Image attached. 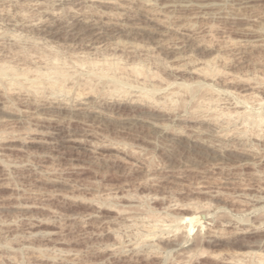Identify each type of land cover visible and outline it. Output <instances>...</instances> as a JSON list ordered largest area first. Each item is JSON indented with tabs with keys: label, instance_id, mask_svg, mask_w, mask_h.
<instances>
[{
	"label": "rangeland",
	"instance_id": "374dc122",
	"mask_svg": "<svg viewBox=\"0 0 264 264\" xmlns=\"http://www.w3.org/2000/svg\"><path fill=\"white\" fill-rule=\"evenodd\" d=\"M0 71V264H264V0H0Z\"/></svg>",
	"mask_w": 264,
	"mask_h": 264
},
{
	"label": "bare ground",
	"instance_id": "6f19581e",
	"mask_svg": "<svg viewBox=\"0 0 264 264\" xmlns=\"http://www.w3.org/2000/svg\"><path fill=\"white\" fill-rule=\"evenodd\" d=\"M93 1H97V0H93ZM99 3H100V1H98ZM107 2V1H106ZM110 4V3H109ZM20 17V16H19ZM20 19V18H19ZM85 20V19H84ZM23 24H25L26 22H24V19H23ZM86 22V21H85ZM88 22V21H87ZM19 23V22H18ZM29 24H30V22H29ZM19 25V24H18ZM21 25V24H20ZM25 26V25H24ZM96 26V25H95ZM28 28H29V26H28ZM101 33V32H100ZM97 35V34H96ZM31 58H33V57H31ZM30 58V59H31ZM36 58H38V57H36ZM43 58V57H42ZM34 59V58H33ZM45 59V58H44ZM59 58H55V60H52V59H47L49 62H51V60L53 61L52 62V65L53 66H51V68H49V66L51 65V63H49L50 65L48 66V64H46L45 66H48L47 67V69L49 68L50 70L49 71H52V72H45V74H43L42 73V69H44V68H42L40 71L41 72H39V71H35L36 72V75H35V78H34V73H33V79H31V78H29V79H31V80H28V79H26V74H28L29 73V71H28V69L27 68H24L25 70H23V73H24V71L26 72V74L24 75L23 73H22V75H20L21 74V72H20V74H17V71H13V72H16V74H14L13 75V77L11 78V81H10V79H8L9 80V82H11L12 83V81H14L13 83H16L17 81H20L21 79H25V81L27 82H30V86H29V90L32 88H39L40 86H42V85H44L43 83H44V81H41V79H42V76H43V79H44V76H45V80H48V79H50V75H49V73H51V75L52 74H54L55 76H54V79H56V82L54 81V79L52 80V79H50L49 81H51V83L50 84H48V85H50V87L51 88H53V87H55V88H57L58 89V91L59 92H61V90L64 92V88H66V86L64 87V85H66V84H62L63 83V81L65 80V78H67L66 76H68L69 77V75L68 74H66L67 72H64L65 70H68V69H65L64 71H63V69H62V67L60 66V65H57V64H60L59 62H60V59H59V62L57 61ZM43 60V59H42ZM41 60V61H42ZM107 60V59H106ZM31 61H32V59H31ZM46 61V60H45ZM44 61V62H45ZM65 61V60H64ZM56 62H58L57 64H55ZM62 62V61H61ZM110 62V61H109ZM48 63V62H47ZM66 63V62H65ZM64 63V64H65ZM74 63H76V62H74ZM108 61L107 62H105V64L104 65H106V69H104L105 68V66H104V68L102 67L101 68V72L99 71V73H97V72H95V73H93V71H92V73L94 74L93 76L96 78V76H97V74L99 75L98 77H100V78H104V80L106 79V80H111L112 78H110V73L109 72H111V69H112V67L111 66H113L112 64H110V63H108ZM112 63V62H111ZM209 63H211V62H209ZM34 64V63H33ZM65 65H67L68 66V63H66ZM72 65V64H71ZM70 65V66H71ZM80 65V64H79ZM98 64H97V62H96V64L95 63H91V68L93 67V68H96V66H97ZM102 65V64H101ZM75 66H77V63L75 64ZM100 66V65H99ZM6 67V66H5ZM44 67V66H43ZM69 67V66H68ZM68 67H66V68H68ZM72 67H74V66H72ZM72 67H70V68H72ZM78 67V66H77ZM80 68L82 67V66H79ZM89 67H90V65H89ZM114 67V66H113ZM121 67V66H120ZM3 68H4V66H3ZM38 68V70L40 69L39 67H37ZM63 68H64V66H63ZM125 68V67H124ZM12 68L10 67V69L9 70H11ZM27 69V70H26ZM47 69L45 68V71H47ZM75 69H77V68H75ZM98 69V68H97ZM118 69V68H117ZM126 69V68H125ZM6 70H7V68H6ZM8 70V71H9ZM13 70V69H12ZM37 70V69H36ZM92 70H94V69H92ZM114 70V69H113ZM130 70V69H129ZM202 70V69H201ZM200 70V72L199 73H201V74H204L205 76H207L208 75V73H210V71L208 72V71H201ZM211 70V69H210ZM2 71V70H1ZM0 71V72H1ZM71 71V70H70ZM70 71H68L69 72V74H72V73H70ZM98 71V70H97ZM116 72H118V70H115ZM125 71V70H124ZM133 73H135V74H137V76H141V74L143 75V73L141 72L140 73V71H143V70H138L137 68H133L132 70H131ZM199 71V70H198ZM3 72V71H2ZM97 73V74H96ZM113 73V72H112ZM115 73V72H114ZM125 73H127V72H125ZM7 73H5L4 75H6ZM29 74H31V72L29 73ZM28 74V75H29ZM91 74V73H90ZM1 75V74H0ZM3 75V76H4ZM47 75L49 76V77H47ZM56 75L57 76H59L58 78L56 77ZM85 75V74H84ZM87 75V74H86ZM89 75V74H88ZM87 75V76H88ZM96 75V76H95ZM145 75V74H144ZM2 76V75H1ZM2 76V77H3ZM9 76V75H8ZM7 76V77H8ZM72 76L73 75H70V77L72 78ZM92 76V77H93ZM111 76H113V75H111ZM115 76L116 75H114V78H115ZM148 76V75H147ZM6 77V76H5ZM24 77V78H23ZM31 77V76H30ZM48 79H47V78ZM69 77V78H70ZM81 77H82V75H81ZM90 77H91V75H90ZM89 76H88V78H90ZM97 77V78H98ZM146 77V76H145ZM59 78H61V79H64L63 81L62 80H58ZM68 78V79H69ZM87 78V79H88ZM100 78H98V79H100ZM108 78H110V79H108ZM117 78V77H116ZM147 78H149V79H155V78H157V75H155V74H151V75H149ZM42 79V80H43ZM4 80V79H3ZM58 80V81H57ZM79 80V79H78ZM89 80V79H88ZM116 80L117 79H115V81L114 80H112L113 82H114V84H115V82H116ZM148 80V79H147ZM24 80L22 81V82H24V83H26ZM49 81H47L48 83H49ZM54 81V82H53ZM68 81V80H67ZM111 81V82H112ZM118 81H121V80H119L118 79ZM27 82V83H28ZM46 82V83H47ZM66 82V80L64 81V83ZM112 82V83H113ZM18 83V82H17ZM118 84L116 85V86H119V87H117L118 89H120V86L122 85H119V83L120 82H117ZM122 83V82H121ZM12 85V84H11ZM46 86V85H45ZM44 87V86H43ZM42 87V88H43ZM47 87H49V86H47ZM122 88H123V85H122ZM169 88V87H168ZM41 89V88H40ZM40 89H38V90H35V91H39ZM47 89V88H46ZM43 90V89H42ZM66 90V89H65ZM123 91H125V90H123ZM39 92H41V91H39ZM116 92H118V91H116ZM167 93V92H166ZM145 94H147V93H145ZM178 93L177 92H175V91H172V92H169L167 95H166V97L164 98V99H171V98H173L175 95H177ZM242 96V95H241ZM239 98V97H238ZM240 98H242V100L240 101V102H242L241 104L243 105H245V104H248L247 102H249L250 100H253V101H256L257 103H258V105L260 104V106H262L261 104H263L264 103V99H262V97H259V96H257V94H248V95H243L242 97H240ZM149 100H151L150 98H149ZM213 98L211 99V102H212V104H213V102H217V100H213ZM211 102H210V105H211ZM220 102V101H219ZM204 103V102H203ZM208 103V102H207ZM223 103V102H222ZM221 103V104H222ZM250 103V102H249ZM253 103V102H252ZM219 104V103H218ZM218 104H217V106H218ZM255 104V103H254ZM207 105V104H206ZM205 105V106H206ZM214 106L213 107H216V103L215 104H213ZM256 105V104H255ZM204 106V107H205ZM229 107V106H228ZM254 107V106H253ZM208 108H210V107H208ZM221 108V107H220ZM223 108V107H222ZM230 108H231V106H230ZM233 108V107H232ZM216 109V108H215ZM234 109V108H233ZM238 109V108H237ZM243 109V108H242ZM242 109H240V110H242ZM210 110V109H209ZM225 110H226V108H225ZM235 111H233V112H231L230 111V109L229 110H226V112H222L221 113V115H220V117L222 116V117H224V119H227V121H229L231 124H233V126L235 125V124H237L238 122H240L239 124L240 125H245L246 126V124H247V126L248 125H250V126H256V128L258 127H264V114L262 115V114H259L258 113V115H256V116H251V115H249V114H247L248 112H246V111H244V109H243V111H240V110H236V107H235V109H234ZM214 111V110H213ZM228 111V112H227ZM218 112H219V110H218ZM215 113V112H214ZM261 113V112H260ZM213 117H215V116H213ZM219 117V116H218ZM217 118V117H216ZM221 119V118H220ZM127 120V119H126ZM140 120V119H139ZM219 120V119H218ZM214 121H216V120H214ZM216 123V122H215ZM225 123V122H224ZM226 123H228V122H226ZM235 123V124H234ZM130 124V123H129ZM230 125V124H229ZM232 128H233V126L232 125H230ZM156 127V126H155ZM229 127V126H228ZM230 127V128H231ZM242 127V126H241ZM249 127V126H248ZM227 128V127H226ZM231 128V129H232ZM251 128V127H250ZM255 128V129H256ZM257 128V129H258ZM234 130H235V127L233 128ZM232 129V130H233ZM236 129H237V127H236ZM252 129V128H251ZM233 130V131H234ZM259 130V129H258ZM235 132V131H234ZM247 132V131H246ZM258 131H256V133H257ZM261 132V131H260ZM237 133V132H236ZM262 133V132H261ZM260 134V133H259ZM188 207H189V205H187ZM191 206V205H190ZM185 207V206H184ZM192 207V206H191ZM186 208L187 207H185V208H183V209H185L186 210ZM189 209H191L190 207H189ZM182 210V209H181ZM188 210V209H187ZM196 214H197V212H195ZM200 214V213H199ZM194 215V214H193ZM209 215V214H208ZM204 217L202 216V215H196V216H194V217H185L184 218V216H183V220L185 221V222H189L188 223V225H187V227L188 226H191V231H193L194 230V228L192 229V227L197 223V225H198V223H200L201 224V222H202V220H204L203 219ZM153 221V220H152ZM179 221L180 220H177L176 219V222L177 223H179ZM183 221V223L182 224H184L185 222ZM166 223H167V221H165L164 219H156L155 218V220L153 221V224H151V225H148L147 227H144L145 228V233H143V231H142V233H143V235H141L140 237L142 238V239H144V240H148L150 237H156L157 236V233H158V231L159 230H162V229H167L168 227H171L170 225H166ZM179 225V224H178ZM204 226V225H203ZM195 227H196V225H195ZM138 228V227H137ZM172 228V227H171ZM185 228H186V226H185ZM175 229V228H174ZM181 229V226H177V230H180ZM188 230V229H187ZM139 230H137V232H138ZM139 233V232H138ZM138 233H137V235H138ZM164 233V232H163ZM189 233H191V232H189ZM140 234V233H139ZM160 236V235H159ZM158 236V237H159ZM162 236V235H161ZM160 236V237H161ZM157 237V238H158ZM159 237V238H160ZM163 238V237H162ZM189 254V253H188ZM257 256H258V258H260V260H263V255L262 254H257ZM240 258V257H239ZM240 260V259H239ZM264 261V260H263Z\"/></svg>",
	"mask_w": 264,
	"mask_h": 264
}]
</instances>
